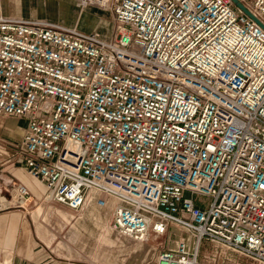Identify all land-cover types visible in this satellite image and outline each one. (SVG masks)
I'll use <instances>...</instances> for the list:
<instances>
[{"label":"built area","instance_id":"2783aa9c","mask_svg":"<svg viewBox=\"0 0 264 264\" xmlns=\"http://www.w3.org/2000/svg\"><path fill=\"white\" fill-rule=\"evenodd\" d=\"M75 1L113 33L0 13V116L25 118L0 211L31 201L24 175L71 210L110 204L119 235L186 230L156 264L206 242L264 264V28L232 0Z\"/></svg>","mask_w":264,"mask_h":264},{"label":"rangeland","instance_id":"374dc122","mask_svg":"<svg viewBox=\"0 0 264 264\" xmlns=\"http://www.w3.org/2000/svg\"><path fill=\"white\" fill-rule=\"evenodd\" d=\"M63 1L61 0V2ZM74 1L66 0L62 6L64 12L69 13L71 8H75L77 12V15L74 16L69 14V17H67L68 22L60 19L63 13L52 15L57 6L56 0L51 1L53 6L48 16L52 15L54 17L52 20H58L63 24L77 26L82 30L99 31L100 33L103 25H110L111 33L109 34L113 33L115 22L112 10L108 6L105 8V6L100 5H86L79 8L76 1ZM85 16L86 21H89L90 29H83L81 26ZM16 119L12 116H0V122L4 124L7 121L14 123ZM42 196V190L34 191L33 198L29 202L26 201L24 206L0 211V214L6 216L5 222L9 221L12 212L17 213L15 215L18 217L17 221L20 219L18 232L22 228L21 242L24 238V226L26 225L29 228L30 251L27 255H19L14 252L12 264H50L67 260L65 257L70 255L78 257L81 263L87 262L89 264H99V261L110 264H156L155 260L150 258L151 251L149 249L151 244L164 250V248L174 247L178 238L189 236L183 228L170 224L160 236H153L152 234L149 240L139 241L117 234L110 224L104 227V224L96 219L80 222L81 226L74 230L71 226L69 227V224L63 225L61 220L76 215L78 211L71 210L65 204L45 200ZM3 258L4 256L1 254L0 262ZM199 264H258V262L239 251L208 243L206 248L203 245L201 246Z\"/></svg>","mask_w":264,"mask_h":264},{"label":"crops","instance_id":"0c3cea01","mask_svg":"<svg viewBox=\"0 0 264 264\" xmlns=\"http://www.w3.org/2000/svg\"><path fill=\"white\" fill-rule=\"evenodd\" d=\"M53 1V0H51ZM50 0H0V13H4L6 15H16V16H36V17H45L49 19H53L55 13H63L60 16V19H66L69 17L68 12H64L63 3L66 2L64 0H56L55 11L51 16H48L51 12V7L53 6V2ZM50 7V9H49ZM55 19H57L55 17ZM7 116V115H3ZM15 117V116H12ZM16 121L12 123L11 121H7L6 124L0 122V167L4 170V174L9 175L11 179H15V177L11 176V173H7V171H13V163H17L21 159L20 148H21V137L25 129V118L21 116H16ZM23 122V123H22ZM25 183L29 185V187L37 191H43L44 187L37 180L33 179L29 180L24 175L22 176ZM16 212H12L10 219L8 222H5L4 215L0 214V255L4 256L3 260L0 264H12L13 263V253L17 254H25L27 255L30 251V234L29 228L25 225L24 238L22 239V228L20 229L19 221L15 215ZM113 216V208L111 205H105V207H99L94 202H90V204L83 207L80 211L76 213V215H71L70 217L62 218L63 225L69 224L74 230L81 226L80 222L85 220L96 219L97 221L104 224V227L110 224ZM161 235V234H160ZM159 235V236H160ZM154 236V235H153ZM171 238V237H170ZM173 241V239H171ZM208 243H204L203 247ZM151 251L150 258H153L156 262L158 254L163 250L158 248V246L151 244L149 249ZM78 256V255H77ZM67 260L62 262L56 261L50 264H89L87 262L81 263L78 260V257H72V255L65 257ZM149 258V259H150ZM87 259V257H86ZM99 264H110L105 263L103 261H99Z\"/></svg>","mask_w":264,"mask_h":264},{"label":"bare ground","instance_id":"6f19581e","mask_svg":"<svg viewBox=\"0 0 264 264\" xmlns=\"http://www.w3.org/2000/svg\"><path fill=\"white\" fill-rule=\"evenodd\" d=\"M74 1V0H73ZM75 2V1H74ZM86 5H92V6H97V5H99V4H96V3H93V2H90V3H86V4H84L83 6L85 7ZM78 6V5H77ZM100 6H105V8H106V6L107 5H100ZM79 8H80V6H78ZM78 9V8H77ZM69 14H71V16H74V15H77V12L75 11V8H71V9H69ZM83 19V18H82ZM62 21H65V22H68V19L66 18V19H62ZM81 26H82V28L84 29V28H87V29H90L89 27V21L87 22L86 21V16L84 17V21H83V23L81 24ZM77 27V26H76ZM79 28V27H78ZM111 29V27H110V25H103L102 27H101V33H102V35L104 36V37H108L110 34L109 33H111L110 30Z\"/></svg>","mask_w":264,"mask_h":264},{"label":"water","instance_id":"95a60500","mask_svg":"<svg viewBox=\"0 0 264 264\" xmlns=\"http://www.w3.org/2000/svg\"><path fill=\"white\" fill-rule=\"evenodd\" d=\"M232 1L240 9H242L249 17L253 18L255 21H257L264 28V23L258 17H256L243 3H240L238 0H232Z\"/></svg>","mask_w":264,"mask_h":264}]
</instances>
